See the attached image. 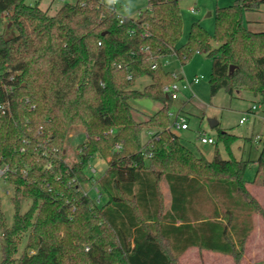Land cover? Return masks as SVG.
Masks as SVG:
<instances>
[{
    "label": "trees",
    "instance_id": "1",
    "mask_svg": "<svg viewBox=\"0 0 264 264\" xmlns=\"http://www.w3.org/2000/svg\"><path fill=\"white\" fill-rule=\"evenodd\" d=\"M181 1L149 0L135 20L121 23L102 0L64 3L54 15L39 1L0 0V15L7 13L11 24L0 35V104L9 105L0 110V168L9 167L15 208L14 225L4 227L1 264H179L197 245L190 210L205 199L214 201L216 220L199 224L214 226L217 235L205 247L242 264L253 219L264 218V209L244 179L248 162L231 151L239 138L220 132L230 155L223 159L217 148L212 161L181 142L164 88L182 79L164 70L162 58L174 55L186 65L203 52L212 60V97L251 92L264 103V32L245 22V13L259 12L264 0L218 8L213 37L195 22L179 46ZM145 77L150 83L136 89ZM143 99L162 107L138 121L132 102ZM145 128L156 132L143 144ZM78 129L87 138L78 162L69 164L65 146ZM96 157L108 162L99 180L102 205L84 189L93 182L86 168ZM257 164L264 185V147ZM162 180L173 194L171 211ZM25 199L31 206L23 214ZM178 220L183 224L176 226Z\"/></svg>",
    "mask_w": 264,
    "mask_h": 264
},
{
    "label": "rangeland",
    "instance_id": "2",
    "mask_svg": "<svg viewBox=\"0 0 264 264\" xmlns=\"http://www.w3.org/2000/svg\"><path fill=\"white\" fill-rule=\"evenodd\" d=\"M28 4L34 5L39 0H26ZM237 0H182L180 2L184 27L183 35L179 46L188 41L193 23L199 22L206 31L213 37L216 24V11L218 8L229 7L234 5ZM53 2L51 15L55 10L63 5L61 0H40V6L48 9L49 4ZM77 0H69L68 3L75 4ZM118 12L120 15L135 20L139 12L148 7V0H118ZM195 9L196 13L192 12ZM131 11V13H126ZM8 26H6L7 28ZM5 24L0 23V35L5 32ZM8 35V34H7ZM164 70L171 74L177 75L183 81H192L194 78H200L198 84H194L191 90L180 93L179 99L172 102L170 108L171 126L175 116L179 114L184 117L188 124L189 130L182 131L173 128V132L178 135L181 142L193 151L197 156H204L208 161L214 159L215 151L220 150L223 159H228L230 151L223 142L218 140L220 132H228L237 136L238 141L231 145V151L239 159L248 162L244 179L248 183L255 181L258 171L256 164L261 151L264 147V103L259 97L251 92H242L229 95L221 90L216 96L212 97L210 92L209 81L212 72V60L205 53H195L191 61L182 65L174 55L162 58ZM150 83V79L145 77L139 80L135 86L136 89L143 90ZM135 108V118L138 121L145 119L144 115H153L160 107V103L143 99L132 102ZM255 107V110L253 108ZM246 118L244 123L241 120ZM209 120H216L218 126L214 129L210 127ZM156 132L155 129H144L142 132V143L146 144L149 140L150 133ZM200 134L215 139V145L203 144L200 141ZM76 136L75 138H71ZM84 130L78 129L73 131L66 143V162L73 164L78 162V147L86 141ZM90 166H93L97 172L93 174ZM108 170V162L99 157L94 158L86 168V174L93 177V182L84 186L85 191L102 205L106 202V195L99 199L95 187L101 190L99 180ZM165 180L160 183L163 204L165 207V195L163 193ZM14 190L11 185L0 179V264L2 262V247L4 227L11 228L14 225L15 208L12 203ZM261 205V203H259ZM31 206L30 200H23L21 212L26 213ZM264 209V207L261 205ZM255 231L252 235L249 246L245 244V251L249 249L248 259L255 258L259 264H264V218L261 215H255ZM27 238L22 243L17 254L20 258L26 249ZM244 252V256H245ZM234 259V258H233ZM244 259V257H243ZM242 259V263H243ZM189 260V258L187 259ZM235 261V260H234ZM181 263V258L179 259ZM188 264H193L190 259Z\"/></svg>",
    "mask_w": 264,
    "mask_h": 264
},
{
    "label": "crops",
    "instance_id": "3",
    "mask_svg": "<svg viewBox=\"0 0 264 264\" xmlns=\"http://www.w3.org/2000/svg\"><path fill=\"white\" fill-rule=\"evenodd\" d=\"M40 2V0H39ZM64 3V2H63ZM53 2L49 4L46 9V11H51ZM58 7L55 10V13L62 7ZM41 7V6H40ZM41 9H43L41 7ZM45 10V9H43ZM54 13V14H55ZM52 14V15H54ZM245 22L246 26L250 31L253 32H264V6L261 8L259 12H247L245 13ZM10 23L5 24V30H9L10 28H6V26H9ZM162 107L160 105L159 109ZM158 109V110H159ZM157 110V111H158ZM156 111V112H157ZM179 115V114H177ZM176 115V116H177ZM150 116V115H147ZM175 116V117H176ZM188 123V122H187ZM189 125V124H188ZM189 130V128L187 129ZM187 130H182V131H187ZM153 133V132H151ZM150 133V136H151ZM178 136V135H177ZM76 136H73L71 138H75ZM150 139V137H149ZM257 164V162H256ZM258 166V164H257ZM165 187L163 190V193L165 195V209L171 211L172 210V204H173V194L170 188L169 183L165 180L164 181ZM250 193L258 200L259 203L264 207V185H263V175H258L255 179L254 182L249 183L247 185ZM214 201L210 202V199H205V200H195L194 203V208L191 211V214H199L200 212L205 215L203 220H197L195 216H192V225L195 226V231L192 232V235L194 237V240L196 241L197 245H193L189 247L184 255L181 257V263L182 264H188V262L193 260V264H235V261L231 255H227L224 253H221V250L217 249H211L209 247H205V245H214L216 244L217 240V235L215 232V227L212 226H201L199 223L202 222H210V221H215V208H214ZM255 218L253 219V225L254 228L251 231L250 235L247 238L246 244L249 246L250 239L252 235L254 234L255 231ZM219 221H222L225 224V221L222 219H219ZM183 222L182 220H178L176 223V226L182 225ZM221 239V238H220ZM224 240V239H223ZM225 241V240H224ZM234 241L236 243V238L234 237ZM218 244L220 245V248H224V244L222 243V240L218 241ZM179 245V244H178ZM251 252H249V249L245 251V256L243 259L242 264H259L255 258H252V260L248 259L247 256L250 255ZM189 258V260H187Z\"/></svg>",
    "mask_w": 264,
    "mask_h": 264
},
{
    "label": "built area",
    "instance_id": "4",
    "mask_svg": "<svg viewBox=\"0 0 264 264\" xmlns=\"http://www.w3.org/2000/svg\"><path fill=\"white\" fill-rule=\"evenodd\" d=\"M64 3H68L69 0H61ZM149 1V0H148ZM118 2L116 4H113L114 9L116 10V14L121 22V17H123V21L127 18L124 17L122 15L119 14L118 12ZM193 13H196L195 9H192ZM3 24H7L8 23V14L5 13L3 15H0V23ZM122 23V22H121ZM153 69H156V65H153L152 67ZM200 78L196 77L194 78L192 81H183V79L177 83L171 84V85H167L164 88V93L167 94V96H169L173 101L178 100L180 93L183 91H188L191 90L192 86L194 84H198L200 82ZM7 107H9L8 103L6 102L5 104H0V110H2L3 112H6ZM253 110H255V107L253 108ZM246 121V118H243L241 120V123H244ZM176 128L178 130H187L189 128V125L187 123V120L180 116L177 115L174 119V122L172 124V129ZM42 131V129H41ZM110 134H114V131L111 130ZM152 135V133H151ZM200 141L203 144H207V145H215L216 141L215 139L211 138V137H206L205 134H200ZM116 151H120L121 150V145L117 144L115 147ZM91 172L93 174H95L97 172V170L93 167L90 166ZM9 172V167L8 166H4L3 168H0V179H3L6 182V175ZM92 177V176H91ZM93 178V177H92ZM94 179V178H93ZM97 193L100 194L99 189L97 187H95Z\"/></svg>",
    "mask_w": 264,
    "mask_h": 264
},
{
    "label": "clouds",
    "instance_id": "5",
    "mask_svg": "<svg viewBox=\"0 0 264 264\" xmlns=\"http://www.w3.org/2000/svg\"><path fill=\"white\" fill-rule=\"evenodd\" d=\"M103 3H105L108 6H111L113 4H116L118 2V0H102ZM126 13H131V11H128ZM121 22H123V17H121Z\"/></svg>",
    "mask_w": 264,
    "mask_h": 264
},
{
    "label": "water",
    "instance_id": "6",
    "mask_svg": "<svg viewBox=\"0 0 264 264\" xmlns=\"http://www.w3.org/2000/svg\"><path fill=\"white\" fill-rule=\"evenodd\" d=\"M11 27V24H9L8 28ZM234 68H232L231 70L233 71ZM209 124H210V127L212 129L216 128L218 126V122L216 120H209Z\"/></svg>",
    "mask_w": 264,
    "mask_h": 264
}]
</instances>
